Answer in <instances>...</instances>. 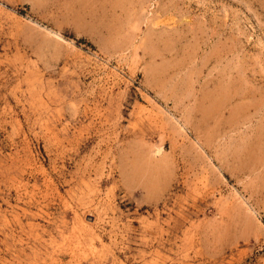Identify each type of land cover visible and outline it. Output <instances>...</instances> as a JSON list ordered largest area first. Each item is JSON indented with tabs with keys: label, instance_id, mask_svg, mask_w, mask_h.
<instances>
[{
	"label": "rangeland",
	"instance_id": "1",
	"mask_svg": "<svg viewBox=\"0 0 264 264\" xmlns=\"http://www.w3.org/2000/svg\"><path fill=\"white\" fill-rule=\"evenodd\" d=\"M0 264H264V0H0Z\"/></svg>",
	"mask_w": 264,
	"mask_h": 264
}]
</instances>
